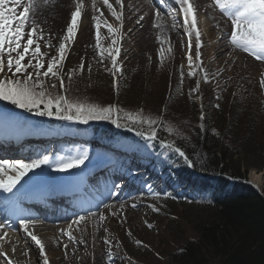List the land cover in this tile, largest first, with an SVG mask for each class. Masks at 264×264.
I'll use <instances>...</instances> for the list:
<instances>
[{
	"label": "rangeland",
	"instance_id": "rangeland-1",
	"mask_svg": "<svg viewBox=\"0 0 264 264\" xmlns=\"http://www.w3.org/2000/svg\"><path fill=\"white\" fill-rule=\"evenodd\" d=\"M122 1L124 2L123 7L116 5L115 0H109L118 12H122V23L124 19L136 14L139 20L140 17H143L140 21H142L141 25H145V27L139 30L133 39L127 38L123 34L121 23L111 16L102 0H83L82 16L86 18L83 19L78 28L77 38L68 51L63 68L65 74L69 70H74V76L69 82L67 75H65L67 92L62 94L72 100L95 103L102 107L115 105L125 115L131 113L163 120L170 128H172V122L169 121V111L173 106L171 102L167 101H186L187 104L192 101L198 110L195 115L196 120L192 122L194 125L192 127L197 131L201 130V113L203 111L205 114L204 110L208 102L221 106L224 101H227L236 108H248L249 110L250 107L255 111H264V85L261 84V81L264 80V61L256 59L229 43L231 21L213 7L214 0H196L192 3L195 15L197 14L195 10L202 12L197 15V29L201 32L202 67L211 77H214L208 82L203 81V73H199L196 77H187L186 73L189 69L185 57L188 51L189 37L181 30L179 31V27L177 29L174 24V27L172 26L171 29L167 30L169 34L166 38L153 34L149 35L145 33L146 26L150 24L149 18L152 14H160V12L153 9L148 0H131L128 2V4L130 3L128 8H126V0ZM190 1L193 2V0ZM77 2L79 0H74V6L69 7L63 16L61 28L56 30L53 28L54 21L49 18L53 11L52 7L56 3L52 5L49 0H37L32 9L34 15L30 17L29 24L34 23L37 27L42 28L44 38H51V42L58 45L66 33L67 24L71 22V12L75 10ZM94 3L100 11L104 12L108 23L120 28V31L116 33V38L119 40L121 49L118 60L121 62L123 75L116 78V83L120 86L118 90L114 87L112 75L105 71V65L111 67L110 61L105 60L103 64L98 62V50L95 48L96 30L93 26L95 21L92 20V17L98 13L93 8ZM9 4H11V0H9ZM11 6L15 7V5ZM19 10L22 11L23 9L20 8ZM211 18H213L212 22H210ZM201 24L204 26L208 24L209 26L205 29ZM221 25L225 26L223 32L227 33L228 38L224 39L227 46H224V43L222 47H213L215 41L219 43L224 41L219 39L220 34L214 36V32H217V26ZM101 32L102 45L108 47L111 44V39L108 38L109 34L106 28H102ZM141 37H151L150 39L155 41V45L143 43ZM191 39L194 57L195 36L193 35ZM43 50L49 51L47 48H43ZM51 51L52 54H55L54 49ZM216 55L219 58H216ZM82 59L83 71L81 72ZM89 65L91 66L90 69ZM181 66H183L185 73L182 85L179 81ZM198 80L200 81L199 90L190 97L189 89L195 88ZM57 92H60L59 87L53 90V94ZM240 101L243 102L242 105L236 104ZM166 105L168 111L164 107ZM15 109L17 108H14V111L24 116H20L23 125L32 123L31 121H38L43 127L45 126L46 119L44 116L36 115L35 112L28 113L20 108ZM258 115L264 118V114L258 113ZM227 116L229 119H234L236 114L231 112ZM247 116L250 117V114L247 113ZM190 119H192L191 116ZM184 120L182 116L179 122L183 124ZM95 121L102 120H92V122ZM63 122L72 125V127L73 124L78 123L64 120ZM172 126L174 127L173 130L179 131V128H175L174 124ZM188 127L189 130H192L190 123ZM179 136L187 140V137H182L181 133ZM136 140L141 142L140 138H136ZM260 140L262 141V138ZM151 141L146 140L142 145V150L148 148ZM58 146L62 147L61 144ZM63 148L66 154L74 152L73 145H66ZM172 154L174 153H169V155ZM55 156H59V153H56ZM94 159L96 158L93 157L92 160ZM40 170L41 168L32 172H39ZM252 173L259 175L260 180L258 182L251 178ZM245 179L260 195L264 189V169L250 167ZM120 193L121 195H118ZM113 198L115 199H111L110 202L106 201L98 209L90 211L91 214L88 216H85L87 213H83L72 217L67 222L57 220L58 222L53 223V226H56L73 222L81 216L85 217L81 221L79 229L73 226L70 230L76 241L83 240L84 243L70 242L66 235H61V232L56 233L54 237L57 244L50 243L45 247H53L55 251L60 252V255L55 256L52 260L48 257L49 264H152L153 262L150 260L153 259L156 260L155 264H170L166 252L168 250L173 251L179 245L180 239H186L192 234L189 222L196 217L194 205L177 204L170 195H160L153 191L145 193L142 197L130 199L123 192L118 191ZM133 204L137 206L133 208ZM105 205L109 207L106 208ZM149 205H153L158 211H153ZM100 214L105 217L103 222L99 221ZM65 231H69V228ZM105 239L110 240L111 245L105 244ZM137 241L140 242L139 245ZM65 244L68 245L67 248L64 247ZM31 246L32 248L29 249L27 255H24L25 251L23 250H20L19 254H15L11 250L8 252V256L4 255L1 258L6 264L8 260H11L12 264H42L38 248L34 244ZM33 251L36 255L35 259L30 256ZM109 251L112 253L111 259L107 257Z\"/></svg>",
	"mask_w": 264,
	"mask_h": 264
},
{
	"label": "snow or ice",
	"instance_id": "snow-or-ice-1",
	"mask_svg": "<svg viewBox=\"0 0 264 264\" xmlns=\"http://www.w3.org/2000/svg\"><path fill=\"white\" fill-rule=\"evenodd\" d=\"M36 2L37 0H11V4H9V0H0V100L7 101L25 111L35 112L39 116L55 117L64 121L87 124L91 120H108L117 128H127L129 130L137 125H147L149 129L147 136L142 130H138L136 135L150 141L158 138L157 125L163 126L164 130L173 132V129L165 125L163 120L131 113L125 115L115 105L102 107L95 103L72 100L62 94L67 92L65 75H67L69 82L74 76V70H69L65 74L63 68L68 51L77 38L78 28L83 19L86 18L82 16L84 3L83 0L76 3L75 10L71 12V22L66 26V33L56 45L51 42V38H44L42 28L37 27L34 23L29 24L30 17L34 15L32 9ZM102 3L111 16L122 24V12H118L109 0H102ZM174 3L179 6L178 11L183 14V27L185 34L189 37L188 51L185 57L189 70L186 75L192 78L199 73H203V81L208 82L214 77H211L202 67L201 32L197 29L194 5L189 0H174ZM115 4L122 7V0H115ZM6 5L9 6L6 7ZM11 5H15V7ZM213 7L217 8L222 15L231 21L229 43L256 59L264 61V0H214ZM20 8L23 10L20 11ZM93 8L98 13V15L92 17V20L95 21L93 26L96 30L95 48L98 50V62L103 64L105 60L110 61L111 67L105 65V71L112 75L114 87L118 90L119 85L116 83V78L123 75L121 62L118 60L121 49L119 40L116 38V33L120 31V28L108 23L104 12L100 11L95 3ZM78 18L80 19L78 20ZM142 19L143 17H140V20ZM140 20L137 21L138 24ZM102 28H106L109 34L108 38L111 39V44L108 47L102 45ZM221 32L223 34V30ZM193 35L195 36L194 57L192 55L191 39ZM43 48H47L49 51H44ZM52 49L55 50V54H52ZM169 51H171L170 48ZM90 67L89 65V69ZM80 71H83V59L81 60ZM179 71V81L182 85L185 78L183 66ZM199 83L198 80L196 87L189 89L190 97L199 90ZM261 84L264 85V80L261 81ZM57 87H59L60 92L53 94V90ZM215 107L219 108V104H216ZM200 119L201 121L205 119L203 111ZM200 126L201 128L204 127L203 124ZM161 147L178 155L188 167L195 166V161L191 159L186 151L182 150L181 146L172 142L166 143L161 139ZM87 159L86 153L60 157L55 162L46 154L37 159H32L30 162H24L23 158H0V189L4 192H12L29 172L39 169L41 166L51 167L54 163V170L64 172L81 168ZM115 186L113 184V187ZM136 206V204L132 205L133 208ZM105 207L109 206L105 205ZM149 207L153 211H158L153 205H149ZM121 208H123V205H121ZM84 219L83 216L78 217L72 224H69V231L61 230V235H66L70 242L84 243L83 240L76 241L70 231L73 226L79 229V225ZM104 220V215L100 214L99 221L103 222ZM34 224L35 221L32 219L20 220V228L24 230L38 248L42 264H49L48 257L45 254V246L35 231L32 230ZM8 227L7 224H0V230H5ZM6 239L7 232L5 231L4 235H0V240ZM104 242L111 245V241L108 239H105ZM137 244L139 245L140 242L137 241ZM64 247L67 248L68 245L65 244ZM13 251H16L15 246ZM27 254V252L24 253V255ZM4 255L0 251V257H4ZM107 257L111 259V251L107 253ZM7 264H12L11 260H8Z\"/></svg>",
	"mask_w": 264,
	"mask_h": 264
},
{
	"label": "trees",
	"instance_id": "trees-1",
	"mask_svg": "<svg viewBox=\"0 0 264 264\" xmlns=\"http://www.w3.org/2000/svg\"><path fill=\"white\" fill-rule=\"evenodd\" d=\"M167 102L173 106L169 121L179 131L169 132L157 125L158 137L181 146L195 161L192 167L195 171L217 176L219 183L222 177L245 180L250 167L264 169V118L258 115H263L264 111L236 108L227 101L217 108L216 104L208 102L205 119L200 120L204 127L197 131L192 127L198 113L195 103ZM1 105L15 107L7 101H2ZM164 107L168 111L167 105ZM231 112L236 114L234 119L227 116ZM182 116L183 124L179 122ZM100 122L110 123L108 120ZM189 123L192 130H189ZM133 128L149 131L147 125ZM235 188L241 194L228 195L229 198L211 203L188 205L196 209V217L189 222L192 234L180 239L173 251L166 252L170 264H264V189L259 195L240 182ZM150 261L156 263L154 259Z\"/></svg>",
	"mask_w": 264,
	"mask_h": 264
},
{
	"label": "bare ground",
	"instance_id": "bare-ground-1",
	"mask_svg": "<svg viewBox=\"0 0 264 264\" xmlns=\"http://www.w3.org/2000/svg\"><path fill=\"white\" fill-rule=\"evenodd\" d=\"M51 2L52 5H54L53 11L51 12V15L49 18H51V20L54 21V29L59 30L62 26V19L63 16L67 13L69 7L72 8L74 6V0H49ZM63 1V2H62ZM77 1V0H76ZM196 0H193V2H191L189 0L190 3H194ZM62 2V3H61ZM123 2V1H122ZM128 2H131V0H126V8H128V5H130V3L128 4ZM62 4L61 6H58ZM124 2L122 3V7H123ZM153 5V4H152ZM154 9V8H153ZM197 12L196 17L198 14L202 13L201 10H195ZM157 14L158 13H154L150 16L149 18V23L146 28H145V33L147 34H153L154 36H160V37H167L169 34V29L172 28V26L174 27V21H172L171 19L165 17L162 14H158V18H157ZM49 16V14L47 15V17ZM139 20L138 15L136 16V14H134L133 16H129L127 19L123 20V23L121 24V28L123 31V34L130 39H133L137 32L139 30H142L144 26H142V21H140V23L138 24L137 21ZM213 21V18H211L210 22ZM202 23V22H201ZM159 25V26H154V25ZM198 24V23H197ZM138 26V29H137ZM142 26V27H141ZM205 29H207V27L209 26L208 24L206 26L202 25ZM225 26H217V32H214V36H217L218 34H220V38L219 39H227V33L226 32H221V30H224ZM223 36H225V38H222ZM151 37L145 38V37H141V40L143 43L149 44V45H155V41L150 39ZM219 41V40H218ZM218 43V44H217ZM225 43V44H224ZM125 45V43H123ZM213 47H222V44H224V46H227L225 40L222 41V43H219L217 41H215L213 43ZM229 48V46H228ZM226 49V48H224ZM216 58H219L218 55H216ZM251 178L255 181L258 182L259 179V175H256L254 173H252ZM225 181L228 183H231V179L224 177ZM221 190V195L223 198H229L223 188H220ZM238 191L235 187L233 188V190L230 192V196H235L237 194H239ZM241 194V193H240ZM91 214V213H90ZM44 222V221H43ZM53 223L55 222H35L34 226L32 227V230L35 231V233L37 234L38 238H40L42 240V243L44 244V246H46L47 244L53 243V244H57L56 240H55V234L56 233H60L61 230H67L69 224H72V222L69 223H63L61 225H56L53 226ZM1 224V223H0ZM22 230L21 228L19 229V231ZM7 232V239L6 240H0V251H2L5 256H8V252L9 251H13V247L15 246L16 251L15 254H19L20 250H23L27 253H29V249L32 248L31 245L34 244L33 241H31L30 237L26 235V233L24 231H22V233H14L11 230L5 229V230H0V235H4V232ZM19 235V237H18ZM35 245V244H34ZM45 251L46 252V256L49 257L51 260L52 258H54L55 256L60 255V252H57L53 249V247L48 246L45 247ZM14 252V251H13ZM30 256L35 259V253L33 251V253H30ZM0 264H6L3 259L0 257Z\"/></svg>",
	"mask_w": 264,
	"mask_h": 264
}]
</instances>
